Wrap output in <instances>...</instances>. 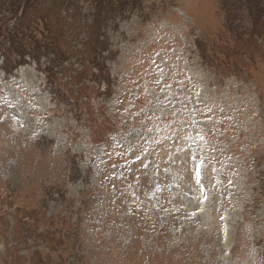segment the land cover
I'll return each mask as SVG.
<instances>
[{"label": "rangeland", "instance_id": "obj_1", "mask_svg": "<svg viewBox=\"0 0 264 264\" xmlns=\"http://www.w3.org/2000/svg\"><path fill=\"white\" fill-rule=\"evenodd\" d=\"M125 3L0 0V264H264V0Z\"/></svg>", "mask_w": 264, "mask_h": 264}, {"label": "trees", "instance_id": "obj_2", "mask_svg": "<svg viewBox=\"0 0 264 264\" xmlns=\"http://www.w3.org/2000/svg\"><path fill=\"white\" fill-rule=\"evenodd\" d=\"M18 2H19V4L18 5H22L21 7L23 8V10H26V8H25V5L27 6L32 0H17ZM128 1L129 0H126V3H128ZM125 3V4H126ZM113 5H111V7H112ZM18 9H19V7L17 8V9H15L14 8V10H15V13H17L18 12ZM46 27V29H45V31L47 30V33H51V31L49 30L50 28H48L47 26H45ZM35 36V35H34ZM36 37V39H38V37L37 36H35ZM34 40V39H33ZM54 44H57L56 42L54 43ZM39 47H41V45H39ZM32 49H34L35 50V48H32Z\"/></svg>", "mask_w": 264, "mask_h": 264}, {"label": "snow or ice", "instance_id": "obj_3", "mask_svg": "<svg viewBox=\"0 0 264 264\" xmlns=\"http://www.w3.org/2000/svg\"><path fill=\"white\" fill-rule=\"evenodd\" d=\"M197 177H199V172L197 171ZM199 182V181H198ZM205 199H206V197H205Z\"/></svg>", "mask_w": 264, "mask_h": 264}]
</instances>
